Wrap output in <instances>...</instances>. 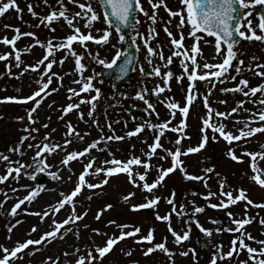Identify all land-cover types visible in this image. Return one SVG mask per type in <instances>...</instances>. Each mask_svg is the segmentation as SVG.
<instances>
[{
  "label": "rangeland",
  "instance_id": "1",
  "mask_svg": "<svg viewBox=\"0 0 264 264\" xmlns=\"http://www.w3.org/2000/svg\"><path fill=\"white\" fill-rule=\"evenodd\" d=\"M6 2L8 0H0V6ZM82 2L91 3L93 8L101 15V19L93 24L92 29L84 27L85 21L83 19H78L74 23H77V26L81 27L82 32L85 34L91 30L93 35H101L102 32L97 30L105 29L108 25L104 22L103 12L97 1L77 0L76 3H73L72 0H63V5L71 15H74L76 12L81 11L78 4ZM159 2L160 0H140L141 6L149 13V16H145L138 9L137 22L133 28L138 46V59L134 75L128 85L129 94H125V91L121 88L113 90L112 82L101 76L102 66L110 63L117 51H121L123 54L128 44L126 39L124 41L119 40V33L112 26V35L108 44L101 43L97 45L95 42L89 41L86 42L87 48L75 42L73 45L77 53L83 54L82 62L86 65L84 76L93 75V70L98 74L93 83L101 89V96L96 103L92 116L88 115L91 104L80 103V99H90L91 96L95 95L94 90L89 93H80L79 97L69 99L68 89L79 90L81 84L75 83L80 79V75L76 71L75 57L70 55L66 49L57 51L55 58L59 61L67 56V59L62 64L53 65L52 68V71L63 77V80L61 82L58 77H53L52 85L46 90L48 94L42 93L41 97L36 98L40 99L41 103L37 111L33 113L35 124L27 118L30 109L36 107L33 101L27 104L18 102L0 103V154L9 156V162L0 160V175H5L9 167L19 166L17 162L25 165L18 177L13 173L7 181L0 182V258L5 255L3 248L13 249L18 242L39 239L44 233L55 228L54 221L62 222L72 214L70 204H66L59 212H53V208L58 205L65 195H70L79 184V176L92 157H95L93 169L89 170L85 180L94 184L105 178L104 173L95 175L94 169L111 166L106 164L105 161H111L115 158L126 162L133 155L140 157L142 160H148L149 145L154 142L158 129L146 126L140 134L128 136V133L140 124L151 125L171 121L169 128L165 130L164 136L161 137L163 149H157L156 154L150 157L151 167L147 169V182H154L158 179L162 169L166 170L168 167L173 166L170 152H166L164 149L175 152L179 146L182 152L183 165L177 167L165 177L164 181L151 193L142 188L143 182L138 179L137 173L146 171L143 166H133V178L141 185L139 187L131 182L127 174L118 173L108 178L109 182L101 188H83L82 192L74 198L76 214L87 212L83 220L76 222L75 225H65L61 229V233H64L63 238L29 246L28 249L18 254V258L10 259V264H56L57 261L58 264H76L80 256L86 258L85 264H210L214 253L217 251L216 246L222 245V251L227 252L231 248V242L238 235L235 232L222 231L217 233L215 231L216 228L235 227L232 219L227 215L229 211L233 213L234 218H245V213L247 217L252 218L251 223L245 226V231L251 233L255 240L245 238V242L258 249L261 247L259 241L264 240V225H261L258 221L264 219V207L256 205L264 203V186H260L253 177L260 175L261 178H264V132L256 133L252 137L242 138L241 141H233L230 145L222 137L212 139L213 133L209 129L207 131L209 141L204 149L198 153L187 155L183 153L186 152L187 148L198 146L201 143L205 134L202 131L203 120L209 118V108L212 110L210 123L224 124L226 125V131H231L234 135H238L240 129L247 130L246 122L250 127H259L261 123H264L252 119L255 114L264 111V104L258 102L264 99V93L258 92L255 96L245 97L239 92L221 91L223 88L235 87L241 79H247L249 87L264 83V77L258 75L259 72L264 71V41L244 38L238 41L236 48L239 55L233 60V67L229 70L230 75H236V80L227 79L222 83L216 81L215 87L212 88L209 83L197 79L195 90L198 95L186 118L187 127L184 128V138L177 145L175 142L181 134L171 129L181 127L182 114L176 110L173 118L172 112L174 110L169 109L167 103L171 101L181 106L186 105V95L190 85L188 75L192 70V66L188 62L189 73L183 71L184 65L181 60L184 58L173 55L175 47L171 45V38L167 36L164 28L167 26L177 39L180 38V32L182 31L185 36L183 46L189 49L190 54H192L190 49L194 44V39L189 36L190 25L186 19V6L182 4V0H163L158 9H153L152 3ZM17 5L23 10L22 12H18L13 8L0 15V55L11 53L7 60H0V95L23 98L38 90L41 69L44 67L42 65L41 69L36 71H32L31 68L27 72L23 71L24 67L34 65L46 54V48L36 44L35 40L39 39L45 44L47 41L52 40L55 44L64 40L67 35L73 34L74 29L67 25L63 18L53 22L52 27L55 28V31H52L46 24L40 23V20L50 14L51 11L61 9L59 0H47V3L44 0H17ZM29 5H32L37 15H32L28 11ZM254 6L256 4L250 3L249 8L244 9L241 22V25H243L242 30L250 34L251 30L247 27L250 20L252 29H255L257 34L264 35V32L259 29L260 19L254 12ZM169 9L172 11H185V26L183 29L178 28L180 16L171 17ZM153 14L157 16L154 25L149 18ZM6 25L10 27H5ZM150 27L155 28V33L149 32ZM15 28H19L21 33L33 32L36 36L21 35V38L16 42V48L4 44L2 38L7 36L12 39L16 35ZM199 35H201L199 46L202 52L196 54L198 63L201 66L205 62L211 64L222 63L223 55L226 54V45H222L221 51L218 53L214 46V37L203 33H199ZM145 38L150 41L153 48L163 51L165 60H160L158 56H152V63L148 62V46L143 43ZM26 47L30 49L27 52L23 51ZM17 49L21 50L22 63L19 66L15 61V51ZM97 53H99L100 59L105 60L104 65L97 62ZM170 55H173V63L168 65L166 59ZM241 59L244 61V65L241 66V71L236 73L235 66L238 60ZM9 67L12 74H9ZM141 67H143V71L140 70ZM155 67H160L161 76L146 75ZM166 71H171L174 74L173 78L167 81L170 84V89L165 88L164 93L157 96L154 89L157 86L165 85L164 73ZM196 71L197 77H199L204 70L201 68L196 69ZM180 76H184L182 81L178 79ZM210 79L215 80L214 77ZM44 80H47L46 76ZM52 88L58 90L52 92ZM145 88L148 89L145 93L146 100L155 108L154 112L149 109L151 115L144 110L147 104L136 98L137 93L142 92ZM210 88L212 90L209 106L206 107L202 102V97L209 94L208 90ZM247 90L248 88H245V91ZM126 95L129 96L128 101ZM221 101L227 103H221ZM239 101L246 102L240 107ZM68 103H78L80 107L65 115L63 108ZM234 107L238 108V113H232L227 118L215 116L216 111L227 113ZM80 112L84 114L83 118L80 117ZM19 117H24V119L20 120ZM69 122L76 129V132L83 136V140L78 139L75 134L66 135ZM109 123L111 128L108 127ZM44 124H47L48 127H43ZM26 128L39 129L38 132L31 133V136L35 139L30 137L24 141L18 152L9 151L19 146L21 137L28 135V132L25 131ZM113 135L123 136L125 139L122 141L101 140L97 147L91 150L90 154L72 160L68 165L62 163L68 153L83 151L85 147L99 140L100 137ZM215 135L218 136V133ZM66 139H71L73 142L70 145H65L64 141ZM29 144L34 145V147L29 148ZM44 144L50 146L58 144L61 145V148L49 152L43 149ZM36 145H39L40 148L38 149ZM230 148L238 156H242V161L238 162L229 156ZM37 151L41 152L40 156L36 155ZM248 152L257 155L250 157L246 154ZM253 164H255V167H253ZM208 168H212L213 172H207L206 169ZM185 172L189 175L201 176L204 179L201 180L200 185H197L195 180L182 185V179L186 176ZM52 173H55L57 178H53ZM221 181L225 182V192L231 190L235 196L238 194L239 189H245L246 195L254 203L246 207V202L240 201L228 208H212L211 204H219L221 199H224L219 195ZM181 186L184 187L183 191L180 190ZM33 189L38 191V195L31 202L25 201L21 208L17 210V215H11V208ZM209 191L217 193V195L205 199ZM129 193H135V196L125 200L124 197ZM154 196H159L160 200L153 208L132 209V204L144 203ZM89 197L91 198L89 199ZM169 199H172L174 203L169 204ZM107 204H111L113 207L104 210L100 218L97 219L98 213L101 209H105ZM196 206L204 207L205 212L193 215V208ZM173 207L176 208V212L172 211ZM45 211L49 212V216L42 219V214ZM180 212L184 214L178 215ZM35 213H41V215ZM157 214L159 216L171 214L170 222L158 219ZM196 220H199V225L195 223ZM17 221H20V223H17ZM109 221H115L116 224H110ZM212 221L222 223H213ZM169 223L180 234L188 230L190 224V239L182 242V244H176L174 236L169 231ZM120 224L139 226L142 229V234L145 235L150 229H155V240L152 243L166 241V246L172 251L173 255L169 257L168 254L160 250L145 255V250L152 245L147 242L137 243L136 239L129 237L114 245L110 253L106 254L101 261L95 249L99 246H105L109 237L119 236L120 229L117 225ZM34 226L37 228L35 232L32 231ZM200 226L212 229V236H206L201 231ZM69 227L72 228L71 232L66 231ZM94 229H98L100 234L94 232ZM237 247H239V242ZM191 249H195V256L192 254ZM185 251H188L189 255H182ZM90 252L92 256L96 257V260L87 259ZM128 252H131V255H127ZM245 260L248 261V264H254L246 250L241 251L238 255L234 254L230 260L220 261L218 259V264H240L241 261Z\"/></svg>",
  "mask_w": 264,
  "mask_h": 264
},
{
  "label": "snow or ice",
  "instance_id": "2",
  "mask_svg": "<svg viewBox=\"0 0 264 264\" xmlns=\"http://www.w3.org/2000/svg\"><path fill=\"white\" fill-rule=\"evenodd\" d=\"M45 3H47V0H44ZM73 3H76L77 0H72ZM104 3H106L110 7V12L108 10H105L103 12L104 22L106 25H108L107 28L97 30L99 32H102L101 35H93L92 31H88L87 34L82 32L81 27L77 26V23H74V21H78V19H83L85 21L84 27L88 29H92L93 24L101 19V15L93 8V5L88 2H82L78 4V7L81 9V11L76 12L74 15H71L68 11V9L63 5V0H59V3L61 4V9L59 11L53 10L50 12V14L44 16L41 20V24H46L52 31H55V28L52 27L53 22L59 21L61 18H63L67 25H69L72 29H74L73 34H69L66 36V38L58 43H53L52 40L47 41L45 44L44 42L40 41L39 39L35 40L36 44H39L46 48V54L43 56L42 59L37 61L34 65H28L24 67L23 71L27 72L31 68L32 71H36L37 69H41V66L43 65V69H41V76L40 81H38V90L34 91L32 95H29L27 97L18 98L16 96H7L0 98V103L3 102H26V101H33L36 105V107H32L30 111L27 114V118L29 121H31L33 124L36 123L35 119L33 118V113H35L41 103L40 99H36L38 97H41L42 93H45L46 90L49 89V86L53 83V77H58L59 81L62 82L63 77L58 76L57 73L52 71L53 65H56L57 63L62 64L64 60L67 59V56L61 58V60L57 61L55 58V53L59 50L66 49L70 55L75 57V65H76V71L80 75V79L75 81V83L81 84V87L79 90L74 88H69L68 92L70 93L69 99L71 97H79L80 93H89L91 91H95V95L91 96L90 99H80V103H90L91 104V110L89 111L88 115L92 116L95 108L96 103L98 99L101 96V89L99 87H96L93 83V81L96 79V74L93 70V75L84 76V70L86 68L85 63L82 62L83 60V54L77 53L75 48L73 47L74 42L77 44L83 45L85 48H87V43L89 41L95 42L97 45L103 43L108 44L110 43V37L112 35V26L116 25L115 31L119 33V40L124 41L125 37L121 31V28L119 25H128L129 24V18L134 10L133 8V0H103ZM163 3V0H160L159 3H152L153 9H158L160 7V4ZM250 3L254 4H264V0H182V4L186 6V19L187 22L190 25V31L189 36L194 39V44L191 46V53H189V49L185 48L183 46V42L185 40L184 33L180 32V38L177 39L173 35L172 31L168 29L167 26H165L164 30L168 37L171 38V45L175 47V51L173 55L175 57H183L184 59L181 60V63H183L184 68L183 71L185 73H189V63L192 66V70L190 74L188 75V79L190 80V85L187 90L186 95V105L181 106L180 104L176 102H168L167 107L169 109L174 110L172 112V117H175L176 110L179 111V113L182 114L181 119V127H174L171 130L180 133L181 135L176 140V144L179 145L184 138V128L187 127L186 118L189 115L190 107L193 105L194 101L197 98L198 93L196 92L195 88V82L197 79L199 81H204L206 83H209L212 88L215 87L216 81H220L221 83L224 80L231 79L236 80V75H230L229 70L233 67V60L236 59L239 55L238 50L236 46L238 45V38H244L248 40H260L264 41V35L257 34L255 29H252L251 27V21L249 20L247 27L251 30L250 34L244 30H242L243 25L237 26L235 28V31L233 30V21L236 19L235 13L237 12V5H240L244 9H248L250 6ZM136 6L139 7L140 12H143L145 16H149V13L145 11V9L141 6L140 0H136ZM165 7H167L165 5ZM15 8L18 12H22L23 10L19 8L17 5V0H8V2L4 3L2 6H0V15H3L6 13L9 9ZM28 11L32 13V15H37V13L34 11L32 5L28 6ZM170 16L176 17L177 15L180 16V21L178 24V28L183 29L185 26V11H172L169 9ZM111 17V18H110ZM22 18V17H21ZM151 21L153 22V25L157 21V16L155 14L151 15L149 17ZM260 23H259V29L264 32V14H261L260 17ZM170 23V21H169ZM5 27H10L6 25ZM16 35L9 39L7 36L2 38V42L6 45H11L13 48H16V42L21 38V35L28 36V37H35L36 34L33 32H25L21 33L19 28L14 29ZM155 28L150 27L149 32L155 33ZM199 33L207 34V36H211L215 38V48L217 52L219 53L221 51V46L226 45V54L223 55V62L219 64H211L205 62L202 66L197 61V55L201 54L202 49L199 46L201 42V35ZM238 34V36H237ZM139 35V33H137ZM158 35V33H156ZM206 43L208 41H205ZM143 43L147 45V53L149 56V63H152L151 57L152 56H158L160 60H165L163 51H158L157 49L153 48L150 44V41L148 39H144ZM29 48H25L23 51L27 52L29 51ZM11 53L7 55H0V60H7L8 56H10ZM173 55H170L166 59V64L171 65L173 63ZM122 57V52L117 51L115 57L111 60L110 63H108L106 66L108 68H111L113 65L117 64V61H119ZM96 60L101 65H104L106 62L104 59L99 58V53L96 54ZM15 61L17 62V66L22 63L21 60V50L17 49L15 51ZM127 63L125 62V65L121 66L120 71L126 72L127 71ZM244 65V61L238 60L237 65L235 66V72L239 73L241 71V66ZM250 67V66H249ZM259 67V66H258ZM203 69V74L199 75L197 77V71L196 69ZM143 71V67L140 69ZM9 74L11 73V69L9 67ZM229 74V75H226ZM146 75L148 76H161V69L160 67H155L152 71L148 72ZM173 73L171 71H166L164 73L165 78V85L164 86H157L154 89V93L159 96L160 94L164 93L165 88L170 89V84L167 83V81H170L173 78ZM261 77H264V71H261L258 73ZM47 77V80H44V77ZM211 77H214L215 80L210 79ZM223 78V79H221ZM179 80H183L184 76L178 77ZM102 83V81H101ZM245 88H248L247 91H245ZM57 88H52L51 91L55 92L57 91ZM211 88L208 90L209 94L204 95L202 97L203 104L207 107L209 106V98L211 95ZM148 91L147 88H145L142 92H138L136 95V98L144 101L147 104V107L144 109L145 112H148L149 115L152 113L149 112V109H151L153 112L155 111L154 106L146 100L145 93ZM222 92H239L242 93L245 97L255 96L258 92L264 93V83H261L258 86L249 87V81L247 79H241L239 83L233 87V88H223L221 89ZM246 101H239L238 104L240 107L244 105ZM261 104H264V99H261L258 101ZM221 103H227L226 101H221ZM80 107V104L78 103H68L65 108H63L64 114L70 113L73 109H78ZM232 113H238V108L234 107L230 110V112H221L216 111L215 116L220 118H227L232 115ZM80 117L83 118V113H79ZM158 115V113H157ZM208 117L203 120V129L202 131L205 133L202 137V141L198 146L195 147H189L187 148L186 152L183 153L184 155L190 154V153H198L202 149H204L209 141V135H207V131L211 129L213 136L212 139H219L223 138L226 140L230 145L233 141H241L242 138L252 137L256 133L264 132V123H261L259 127H250L247 125V130L240 129L238 135H234L231 131H226V125L224 124H215L210 123V119L212 117V110L209 108L208 111ZM18 119L23 120L24 117H19ZM135 119V117H133ZM253 120H259L260 122H264V111H260L257 114H255L252 117ZM171 121H166L164 123L160 124H140L137 126L134 130L130 131L128 133V136H136L140 134L146 126H150L153 129H158V134L154 137V142L149 145L150 151L147 153L148 160H142L140 157L133 155L130 159H128L126 162H123L121 160L113 158L111 161H105L106 164H110L111 166L106 168L97 167L94 169L95 175H100L101 173L105 174V178L101 180L99 183H89L85 180V176L89 174V170L93 169V164L95 162V157H92L89 159L88 163L85 165L84 171L79 176V184L75 187V189L71 192L70 195H65L63 199L58 203V205L53 208V212H59L60 209H63L66 204L71 205V212L72 214L69 215L66 219H64L62 222H55V228L53 230L47 231L44 233L39 239H28L25 242H18L17 245L13 249L3 248V252L5 255L3 258H0V264H10V259L18 258V254H20L23 250L28 249L29 246H35L40 245L42 243L51 242L52 239L56 238H63L64 233H61V229L64 228L65 225H75L76 222L83 220V218L87 215V212H84L82 214H76V205L74 203V198L77 197L78 194L82 192L83 188L88 189H98L101 188L103 185H106L113 174L118 173H125L129 176L131 182L136 186H141L138 181L133 178V166H143L145 167L146 171L144 173H137L139 181L143 182L142 188L148 192H152L154 189L157 188L158 185L161 184L162 181H164L165 177H167L170 173H172L177 167H181L183 165V161L181 159V149L178 146L175 150V152H171L170 149H164L166 152H170V155L173 159V166L168 167L166 170L162 169L160 172V175L158 179H156L154 182L149 183L146 180V177L148 175L147 169L151 167L150 164V157L155 155L157 152V149H163V145L161 144V137L164 136L165 130L169 128ZM43 127L47 128L48 125L44 124ZM108 127L111 128V124H108ZM26 132H28V135H25L21 137V140L19 142V146L16 148H12L9 151L12 152H18L20 151V146L23 145V142L28 140L30 137L32 139H35V137L31 136L32 132H38L39 129L31 128L25 129ZM218 133V136L215 135ZM75 134L78 139L83 140V136H81L78 132H76V129L72 126L71 122L68 123V132L66 133L67 136H71ZM50 136V134H48ZM47 139V136H46ZM125 139L123 136L119 135H113V136H107V137H100L99 140L94 141L91 143L88 147H85L83 151H72L68 153L65 158L62 160V163L65 165H68L70 161L75 160L79 157H84L85 154H90L92 149H95L97 145L100 143L101 140H117L122 141ZM73 141L71 139H66L64 141L65 145H70ZM29 148L34 147V145L29 144ZM36 147L39 149L40 146L36 145ZM134 147V146H133ZM57 148H61V145L54 144V145H48L44 144L43 149L54 152ZM229 156L236 161H242V156H238L236 152L233 149H229ZM250 157H255L257 154L248 152L246 153ZM37 156L41 155L40 151H37ZM167 158V157H165ZM0 160H3L5 162H9V156L0 154ZM19 166L12 168L9 167L7 170V173L5 175H0V182L7 181L9 176L15 173L17 177L21 173V170L25 167L24 164H20L17 162ZM253 167H255V164H253ZM207 172H213L212 168L206 169ZM53 178H57L55 173H52ZM185 175L190 180H202L204 179L201 176H195V175H189L187 172H185ZM260 186H264V178H261L260 175H255L253 177ZM224 185L225 182L221 181L220 184V193L219 195L224 198L221 199V202L219 204H211L212 208H228L231 205L236 204L240 201L246 202V207L248 205H252L254 202L249 198L248 195H246L245 189H239L237 195H233V192L231 190L224 191ZM15 191V189H13ZM38 195V191L33 189L30 190L28 195L23 197L19 200L18 203H16L10 210V214L15 216L17 215V210L21 208V205L25 203V201L31 202L32 199H34ZM217 193H213L209 191L207 193V196L205 199L211 198L216 196ZM135 193H129L124 197L125 200H129L130 197H134ZM91 197H89L90 199ZM160 200L159 196H154L152 198H149L144 203L139 204H132L131 207L133 210H140V209H149L153 208L158 204V201ZM169 204H173L174 201L172 199L168 200ZM258 207H264V203H261L259 205H256ZM113 206L111 204L105 205V209H101L100 212L97 215V219L100 218V215L103 214V211L106 209H111ZM183 207V206H181ZM173 212H176V208L173 207ZM205 212L204 207L196 206L193 208V215L196 213H203ZM36 215H41V213H35ZM183 212L178 213V215H183ZM228 217L232 219V223L235 225V227H226V228H216L215 231L217 233L222 231L227 232H235L238 235L233 239L231 242V248L227 252H223L222 245H217V251L214 253L213 258L210 261V264H218V259L220 261H223L224 259H232L234 254H239L241 251L246 250L249 254V258L254 262V264H264V240L259 241V244L261 247L258 249L256 247L250 246L248 243L245 242V238L248 240H255V237L251 235V233H247L245 231V226L251 223V219L247 217V214L245 213V218H234L232 212L227 213ZM49 216V212L45 211L42 214V219L44 217ZM157 218L170 222L171 220V214H166L164 216H159L157 214ZM213 223H222L219 221H212ZM261 225H264V219H260L258 221ZM17 223H20V221H17ZM110 224H116L115 221H109ZM195 223L199 225V220H196ZM169 231L174 236L176 244H182V242L187 241L190 239L191 234V225L189 224L188 230L184 231L183 234H180L175 231V229L172 228L171 224L169 223ZM87 227V225H85ZM117 227L120 229L119 236H111L107 239L105 246H99L95 249V251L98 253V256L100 260L105 257L106 254L110 253V251L113 249L114 245H116L119 241H123L125 238H134L136 239L137 243H149L150 247H148L145 250V255L151 254L156 250H160L171 257L173 255L172 251L167 248L166 241L165 242H157L152 243L155 240L154 232L155 229H150L149 232L145 235L142 234V229L139 226H129L127 224H120L117 225ZM201 227V231L208 237L212 236L213 230L209 228ZM130 229V230H125ZM11 231V229H9ZM37 228L34 226L32 228V231L35 232ZM67 232H71L72 228L69 227L66 230ZM94 232L97 234H100L98 229H94ZM78 235V231H77ZM239 242V247H237V243ZM78 251V250H77ZM192 254L195 256V249H191ZM67 254V253H66ZM127 255H131V252L126 253ZM182 255L187 256L189 255L188 251H185L182 253ZM88 260H96V257L92 256L91 252L88 254L87 257ZM49 260L51 262V258L49 257ZM86 258L84 256H80L76 264H85ZM58 264V261L56 262ZM240 264H248V261H241Z\"/></svg>",
  "mask_w": 264,
  "mask_h": 264
},
{
  "label": "water",
  "instance_id": "3",
  "mask_svg": "<svg viewBox=\"0 0 264 264\" xmlns=\"http://www.w3.org/2000/svg\"><path fill=\"white\" fill-rule=\"evenodd\" d=\"M102 3L103 7L105 10H108L110 12V7L103 2V0H100ZM135 1L133 0V12L129 18V24L128 25H119L121 28V31L123 35H125L129 39V46L126 51V53L122 56V58L117 62L116 65H113L111 68H104L103 70V75L107 78H112L113 79V87L116 88L117 86H121L124 84H128L129 79L133 73L134 65H135V60H136V55H137V47L134 43L133 40V35L131 33V28L134 25L136 21V10H135ZM260 13L264 14V8H259ZM242 8L240 5H237V12L235 13L236 19L233 21V30L235 31V28L238 26L239 21L241 19V13ZM111 18V17H110ZM238 36V34H237ZM128 61L127 63V71L126 72H121L120 68L121 66L125 65V62Z\"/></svg>",
  "mask_w": 264,
  "mask_h": 264
}]
</instances>
